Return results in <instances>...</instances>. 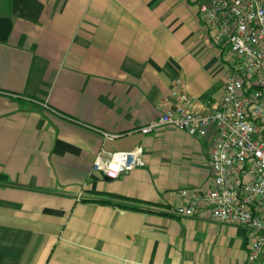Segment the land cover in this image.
<instances>
[{"label": "crops", "instance_id": "crops-1", "mask_svg": "<svg viewBox=\"0 0 264 264\" xmlns=\"http://www.w3.org/2000/svg\"><path fill=\"white\" fill-rule=\"evenodd\" d=\"M198 0H0V264H245L244 226L205 207L176 215L182 189L212 187L214 133L138 129L180 78L215 106L229 45ZM141 146L114 178L100 150Z\"/></svg>", "mask_w": 264, "mask_h": 264}, {"label": "built area", "instance_id": "built-area-1", "mask_svg": "<svg viewBox=\"0 0 264 264\" xmlns=\"http://www.w3.org/2000/svg\"><path fill=\"white\" fill-rule=\"evenodd\" d=\"M198 13L230 47V64L215 106L192 110L196 99L180 78L174 79L162 102L169 106L138 130L150 133L172 126L192 137L214 133L210 153L212 187L182 189L185 201L175 210L193 216L205 207L220 222L244 226L249 239L245 264H264V0H198ZM142 147L100 150L92 169L114 178L144 166Z\"/></svg>", "mask_w": 264, "mask_h": 264}, {"label": "trees", "instance_id": "trees-1", "mask_svg": "<svg viewBox=\"0 0 264 264\" xmlns=\"http://www.w3.org/2000/svg\"><path fill=\"white\" fill-rule=\"evenodd\" d=\"M5 179V175L0 173V180H4Z\"/></svg>", "mask_w": 264, "mask_h": 264}]
</instances>
